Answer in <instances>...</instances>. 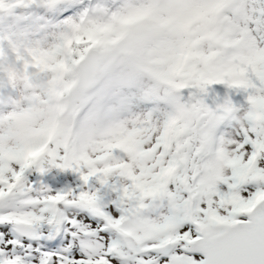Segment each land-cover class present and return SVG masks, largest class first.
I'll return each mask as SVG.
<instances>
[{
	"label": "snow or ice",
	"instance_id": "1",
	"mask_svg": "<svg viewBox=\"0 0 264 264\" xmlns=\"http://www.w3.org/2000/svg\"><path fill=\"white\" fill-rule=\"evenodd\" d=\"M0 264H264V0H0Z\"/></svg>",
	"mask_w": 264,
	"mask_h": 264
}]
</instances>
